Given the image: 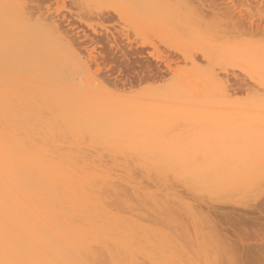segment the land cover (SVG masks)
<instances>
[{
	"label": "rangeland",
	"instance_id": "374dc122",
	"mask_svg": "<svg viewBox=\"0 0 264 264\" xmlns=\"http://www.w3.org/2000/svg\"><path fill=\"white\" fill-rule=\"evenodd\" d=\"M224 2L241 8L233 16L244 27L238 33L229 31L232 23L206 15L200 0H0V81L9 82L11 90L3 113L11 123L22 120L19 126L29 158L122 165L109 167L112 184L122 189L120 200L116 202L109 189L107 196L113 198L103 197L104 203H112L116 220L112 224L119 223L115 234L123 255L117 264H255L250 260L258 254L263 261L256 264H264L262 252L246 259L245 255L242 261L208 254L196 233L203 236L210 219L203 210L191 211L187 205L194 201L187 184L196 173L241 166L134 164L169 163L170 155L188 154L202 144L218 145L222 156L246 164L245 184L238 186L244 189L236 190L234 199L250 203L264 192V100L258 98L264 96V0ZM96 9H111L110 15L99 17ZM59 20L74 24L80 36L93 37L95 49L90 40L76 47L70 38L61 37L55 28ZM86 22L99 23L96 32ZM138 42L146 46L136 47ZM85 45L94 50L96 61L82 63L89 57ZM99 50L109 59H102ZM181 53L196 56L198 64ZM171 58L178 62L173 64L178 66L175 72L163 73L156 81H137V72L166 68ZM98 66L100 72L95 70ZM225 72L230 77L224 81L228 92L216 97L215 106L250 102V125L259 129L244 134L169 124V116L192 114L189 105L202 104L206 85L222 82L228 76ZM260 103L263 110L256 111ZM197 149L191 154L200 156ZM112 224L108 227L113 232ZM11 246H6L8 252L0 251V264L52 263V256L34 261L21 245Z\"/></svg>",
	"mask_w": 264,
	"mask_h": 264
},
{
	"label": "bare ground",
	"instance_id": "6f19581e",
	"mask_svg": "<svg viewBox=\"0 0 264 264\" xmlns=\"http://www.w3.org/2000/svg\"><path fill=\"white\" fill-rule=\"evenodd\" d=\"M200 1L206 5V15L218 18L219 22L222 23H232L230 32L236 30L238 33L240 28H244L240 27L242 25L239 23L240 20L233 17L241 9L234 3L226 5L224 2L225 6L223 0L222 2H217L218 0ZM37 7L40 8L39 4ZM110 11L111 9H98L96 15L99 17L110 15ZM253 21L250 20L249 23L251 22L250 25L253 24L254 26L255 21ZM86 24L96 32L94 26L99 23L86 22ZM55 28L61 37L70 38L76 47L80 41L89 38L87 34L82 37L78 31H74L75 26L71 22L64 24L61 20L56 21ZM248 30L251 29L248 28ZM244 31L246 32V30ZM251 32H254V27ZM126 39L132 47L133 42L128 37ZM89 40L94 44L92 48L95 49L94 46L98 43L93 37H90ZM89 40L87 39V41ZM114 41L116 42V40ZM110 43L112 47L115 46L112 42ZM145 46L142 42L136 44V47L143 48ZM84 48L88 51L89 57L88 60L82 59V63L88 64V61H96L97 55L94 54V50L86 45ZM242 51V48L236 50L238 56L243 54L240 53ZM182 55L185 60L198 64L196 56ZM202 55L205 59H209V54L206 52ZM221 55L224 54L221 53ZM175 62L176 59L171 58L169 62H166V68L157 66L155 71L150 67L143 69L137 72V81L162 79L163 73H172L177 70L178 66L173 65ZM95 70L100 72L102 69L98 66ZM226 74L227 72H225ZM227 75L225 78H221L222 82L220 83L206 85L205 98L202 100V104L197 103L199 101H194L189 105L192 114L169 116V124L175 121L184 122L191 129L199 128L203 131L227 129L244 134L254 130V128L255 130L259 129L258 126L250 125L252 118L250 102L240 104L238 100H234L224 102L220 107L215 106L216 97L228 92V87L224 82H229L227 79L229 74ZM234 77L237 78V81L239 80L237 74ZM127 81L128 79L121 80L123 84ZM129 82H133V79H129ZM6 83L9 85V82L0 81V86L2 85L0 87V251H5L6 246L9 245L10 249H12L11 245H15L13 249L16 245H21L22 248L18 247L29 254L31 259H35L34 261L52 256L51 264L119 263L118 261L122 259L120 256L123 255L121 248H119L121 243H118L120 238L117 236L120 229L116 225L118 226L119 223L112 224L116 221L112 220L113 208L110 207L112 203L109 202L110 205L108 202L104 203V198L105 194L107 196V192H111L112 194L115 193L113 195L115 200L118 197V201L120 200L121 195L118 194L122 193V189L120 190L119 187L112 184L111 173L113 172L110 169L112 170L113 167H109L121 164L39 161L29 158L28 148L24 144V137L19 126L22 120L18 118V124H14L17 122V118H15L11 123V118L8 119L3 113L5 101L11 92V90L8 92L10 85L8 86ZM258 96L262 102L264 96ZM255 110L262 111V104ZM194 112H201V114L195 115ZM196 149H189L190 153L181 156L170 155L168 159L171 162L169 163L134 164L204 167L241 166L230 170L199 171L187 184L190 191L188 193H191V197L194 198L193 202L187 203L189 209L191 211L193 209L203 210L205 217L210 219L207 221L210 224L209 229L203 236H198L196 233V240L210 251L208 254L215 258L242 261L245 255L246 259L249 255L256 256L257 252L264 254V192L260 196H255L253 200L251 199L252 202L250 203L238 202L234 199L236 190L238 193L240 191L242 193L244 186H242V190L239 189L240 191L238 188L245 184L242 181L245 182L248 175L246 169L243 171L245 163L243 165L241 163L236 164L232 162L231 158L222 156L223 149L219 148L218 145L207 146L202 144L197 149L201 151L200 156L191 154ZM110 184L117 188L113 189ZM234 192L235 195H233ZM109 197L113 198L112 195ZM106 198L105 201L108 199ZM233 208L239 210L235 211ZM115 217H118V213ZM110 224L116 228L114 233L111 231L112 228L108 227ZM115 232L118 234L116 235ZM18 247L15 250H20ZM6 252H8V247ZM246 252L249 254L247 255ZM254 252L256 253L254 254ZM256 258H252L250 262L256 264L263 261Z\"/></svg>",
	"mask_w": 264,
	"mask_h": 264
},
{
	"label": "flooded vegetation",
	"instance_id": "af4514ba",
	"mask_svg": "<svg viewBox=\"0 0 264 264\" xmlns=\"http://www.w3.org/2000/svg\"><path fill=\"white\" fill-rule=\"evenodd\" d=\"M98 53H99L100 55H103V54L101 53L100 50L98 51ZM104 57H105V58H104ZM102 59L108 60V59H109V56H104V55H103ZM233 85H234V87L236 88V87H237V82H233Z\"/></svg>",
	"mask_w": 264,
	"mask_h": 264
}]
</instances>
